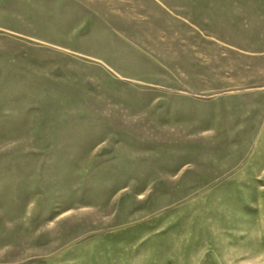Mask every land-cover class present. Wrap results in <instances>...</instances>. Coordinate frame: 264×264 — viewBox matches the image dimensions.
Masks as SVG:
<instances>
[{
	"label": "rangeland",
	"instance_id": "rangeland-1",
	"mask_svg": "<svg viewBox=\"0 0 264 264\" xmlns=\"http://www.w3.org/2000/svg\"><path fill=\"white\" fill-rule=\"evenodd\" d=\"M259 1L0 0V264H264Z\"/></svg>",
	"mask_w": 264,
	"mask_h": 264
},
{
	"label": "crops",
	"instance_id": "crops-1",
	"mask_svg": "<svg viewBox=\"0 0 264 264\" xmlns=\"http://www.w3.org/2000/svg\"><path fill=\"white\" fill-rule=\"evenodd\" d=\"M210 3H212V2H210ZM259 3H264V1H259ZM164 9L167 10L166 8H164ZM183 23H184L185 26H187L186 21H183ZM188 26H190V27L192 28V31H193L194 36L198 37V40H199V42L201 43L202 40H203V38H204V33H203L202 30H201V26L198 25V24H196V23H193V24L189 23ZM205 39H206L207 41H214L216 45L219 44L218 39H215V38H212V37H208V36H206V35H205ZM227 48L231 49V48L228 47V46H227ZM263 52H264V51H263ZM168 68H169V67H168ZM168 70H169V69H168ZM173 74H174V73L170 71L169 76H172Z\"/></svg>",
	"mask_w": 264,
	"mask_h": 264
}]
</instances>
